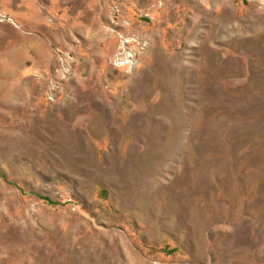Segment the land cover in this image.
I'll return each instance as SVG.
<instances>
[{
    "label": "rangeland",
    "instance_id": "374dc122",
    "mask_svg": "<svg viewBox=\"0 0 264 264\" xmlns=\"http://www.w3.org/2000/svg\"><path fill=\"white\" fill-rule=\"evenodd\" d=\"M3 15L0 264H264V0Z\"/></svg>",
    "mask_w": 264,
    "mask_h": 264
},
{
    "label": "built area",
    "instance_id": "2783aa9c",
    "mask_svg": "<svg viewBox=\"0 0 264 264\" xmlns=\"http://www.w3.org/2000/svg\"><path fill=\"white\" fill-rule=\"evenodd\" d=\"M1 19H5V20H10V18L8 16H0ZM12 21V20H10ZM120 37V47L119 50H117L112 58H111V64L114 67H122L124 69H128L131 68L132 65L134 64V54L135 52H133L131 47L127 46V42L128 40L126 38H124V36L122 34L119 35Z\"/></svg>",
    "mask_w": 264,
    "mask_h": 264
}]
</instances>
